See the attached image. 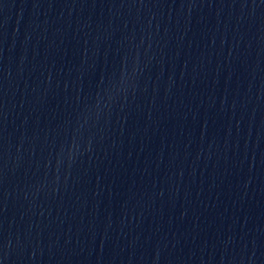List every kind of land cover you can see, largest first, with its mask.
<instances>
[{
    "label": "water",
    "instance_id": "water-1",
    "mask_svg": "<svg viewBox=\"0 0 264 264\" xmlns=\"http://www.w3.org/2000/svg\"><path fill=\"white\" fill-rule=\"evenodd\" d=\"M0 264H264V0H0Z\"/></svg>",
    "mask_w": 264,
    "mask_h": 264
}]
</instances>
